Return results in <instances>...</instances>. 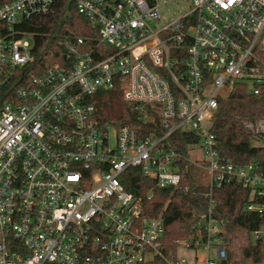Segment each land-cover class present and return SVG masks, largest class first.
<instances>
[{"label": "built area", "instance_id": "obj_1", "mask_svg": "<svg viewBox=\"0 0 264 264\" xmlns=\"http://www.w3.org/2000/svg\"><path fill=\"white\" fill-rule=\"evenodd\" d=\"M75 1L97 30L95 41L64 37V62L20 86L34 47L24 25L47 15L54 0L0 4V264L165 258L162 217L146 215L121 183L131 168L163 189L179 188L187 171L197 186L234 183L250 192L245 210L264 214V167L222 157L212 132L237 85L264 94V0H184L186 13L159 28L160 6L171 0ZM116 88L162 133L140 138L129 125L104 122L90 98ZM242 123L264 136V118ZM176 132L199 138L187 155L170 141ZM191 149L201 157L192 159ZM203 225L205 240L179 247L214 250L216 259L203 264H221L225 223L210 208Z\"/></svg>", "mask_w": 264, "mask_h": 264}, {"label": "trees", "instance_id": "obj_2", "mask_svg": "<svg viewBox=\"0 0 264 264\" xmlns=\"http://www.w3.org/2000/svg\"><path fill=\"white\" fill-rule=\"evenodd\" d=\"M10 0H0V4ZM28 34L34 35L33 61L21 69L18 85H27L42 75L48 66L63 63L66 50L62 39L76 35L94 42L97 30L89 19L78 11L75 0H54L52 10L24 25ZM106 123L115 126L129 125L140 138L161 134L159 123H146L138 109L126 102L121 91L99 92L90 98ZM264 118V94L254 96L243 85L221 101L216 113L212 132L218 138V151L235 164L259 163L264 167V136H254L243 126V119ZM172 145L184 155L187 146L197 143L198 136L176 132L171 137ZM124 188L140 199L146 215L161 216L165 234L162 251L165 258L157 257L145 264H170L177 260L179 243L207 237L204 221L209 215L224 221L225 230L221 241L227 258L221 264H264V235L254 237L255 232L264 233V214L247 212L245 206L250 198L249 190L234 183L221 188L197 186L192 174L187 171L179 188L163 189L145 177L138 168H131L121 177ZM211 192L212 198L206 196ZM211 199L214 205H211ZM192 248H195L193 245ZM198 249V248H197Z\"/></svg>", "mask_w": 264, "mask_h": 264}, {"label": "rangeland", "instance_id": "obj_3", "mask_svg": "<svg viewBox=\"0 0 264 264\" xmlns=\"http://www.w3.org/2000/svg\"><path fill=\"white\" fill-rule=\"evenodd\" d=\"M114 1V0H112ZM188 10V5L186 4V2L184 0H171L168 3H164L161 4L160 6V16H161V21L159 23L156 24V27H162L164 25L169 24L170 22H172L173 20L177 19L178 17H180L181 15H183L184 13H186V11ZM256 143L259 144H264V141H256ZM190 157L192 159H199L201 157V152L199 149H191V153H190ZM200 172H196V179L199 181L200 180ZM200 250H204V249H200ZM178 254L179 257L182 258H186V256L192 254L191 252H189V249L185 248V247H179L178 249ZM202 254H200V258H202L201 256ZM211 257H215V251L212 250L210 253Z\"/></svg>", "mask_w": 264, "mask_h": 264}, {"label": "crops", "instance_id": "obj_4", "mask_svg": "<svg viewBox=\"0 0 264 264\" xmlns=\"http://www.w3.org/2000/svg\"><path fill=\"white\" fill-rule=\"evenodd\" d=\"M212 250L206 251V250H196V251H192L189 250V252H191L192 254L186 256V258H180L179 254L177 253V258L178 260L182 261L184 260L185 262H187L188 264H203V259L206 257L212 258V259H216V253H215V257H211L210 253ZM200 254H202V258H200Z\"/></svg>", "mask_w": 264, "mask_h": 264}]
</instances>
